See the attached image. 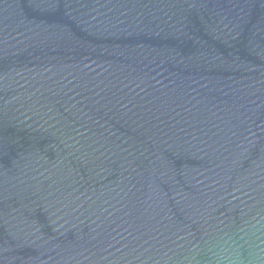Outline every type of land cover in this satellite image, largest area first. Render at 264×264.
<instances>
[{
    "label": "water",
    "instance_id": "water-1",
    "mask_svg": "<svg viewBox=\"0 0 264 264\" xmlns=\"http://www.w3.org/2000/svg\"><path fill=\"white\" fill-rule=\"evenodd\" d=\"M0 264H264V0H0Z\"/></svg>",
    "mask_w": 264,
    "mask_h": 264
}]
</instances>
